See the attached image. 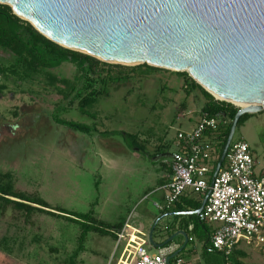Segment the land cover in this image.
Instances as JSON below:
<instances>
[{
  "label": "rangeland",
  "instance_id": "rangeland-1",
  "mask_svg": "<svg viewBox=\"0 0 264 264\" xmlns=\"http://www.w3.org/2000/svg\"><path fill=\"white\" fill-rule=\"evenodd\" d=\"M9 59L10 54L0 49V66ZM54 72L71 78L74 67L63 64ZM129 75L112 85L109 96L99 98L85 115L75 104L63 115L69 121L96 123L99 132L136 135L145 145L133 150L125 146L123 151L126 143L121 135L100 139L99 134L56 125L51 118L60 100L56 93L42 90L38 83L16 86L0 76V85H6L0 93V173L12 175L15 190L38 195L52 208L76 213L94 210L98 220L111 225L128 219L132 226L142 224V232L148 234L159 216L153 202L160 195L147 193V188L155 186L149 154L160 146L167 153L176 152L177 131L193 127L207 97L182 73L162 69ZM187 86L191 87L186 91ZM237 140L249 145L254 173L260 176L264 172V115L251 114L236 128L232 141ZM123 164L138 172L124 173L118 167ZM184 196L198 197L189 190ZM172 219L159 222L154 241L159 239L161 226L170 225ZM78 235L77 226L65 220L43 213L26 216L12 206L0 207V264H107L117 259L121 248H115L112 235L89 234L75 254ZM187 237L192 242L187 239L181 251L185 264H205L200 232ZM175 238L184 239L182 235ZM238 249L246 254L240 260L243 264H264V244L241 242ZM156 252L151 248L150 253Z\"/></svg>",
  "mask_w": 264,
  "mask_h": 264
},
{
  "label": "water",
  "instance_id": "water-1",
  "mask_svg": "<svg viewBox=\"0 0 264 264\" xmlns=\"http://www.w3.org/2000/svg\"><path fill=\"white\" fill-rule=\"evenodd\" d=\"M0 4L65 49L108 64H146L186 73L215 100L248 105L239 108L231 122L211 183L239 120L264 111V0H0ZM209 195L210 190L195 211L158 217L147 236L149 243L161 220L198 215ZM177 235L187 242L180 231L154 247L167 245Z\"/></svg>",
  "mask_w": 264,
  "mask_h": 264
},
{
  "label": "trees",
  "instance_id": "trees-1",
  "mask_svg": "<svg viewBox=\"0 0 264 264\" xmlns=\"http://www.w3.org/2000/svg\"><path fill=\"white\" fill-rule=\"evenodd\" d=\"M0 49L10 54V59L7 63L0 66V76L13 82L16 86H21L23 83H38L42 90H48L60 96V100L55 103L54 110L51 113V118L56 125L87 135L99 134L103 137L121 135L130 150L145 147L136 135L117 131L99 132L96 123L87 125L69 121L63 115L73 109L74 104L76 105V109L85 115L88 113L87 110L95 105L99 98L109 96V89L112 85L127 80L131 72L136 70L155 72L162 69L150 67L146 64L133 67L112 65L101 62L88 55L65 49L46 39L28 22L14 15L8 6L1 4ZM63 64H71L74 67V73L71 78L59 76L54 72V70L60 68ZM114 68L117 69L116 72H113L112 69ZM183 74L186 75L193 86L198 87L207 97L201 106L199 116L202 113H207L210 117L218 119L220 123L218 131L213 134V138L217 141L216 162L214 165L216 166L228 137L231 122L238 108L230 103L215 100L202 87L191 80L186 73ZM5 87V84L0 85V93L3 92ZM190 87L187 86L184 89L187 91L190 90ZM261 114L264 115V111ZM249 117L250 115L243 116L239 120L237 128L249 119ZM164 152H167V150H164L161 146L157 147L153 153L149 154V159ZM142 153L146 155L144 150ZM210 176H212V173ZM204 195H198V197L193 198L183 196L172 208L170 207L171 209L169 208L161 212V214L171 211H195L199 208ZM6 206H12L15 210L24 212L26 216H30L32 213H43L77 226L79 230L77 247L84 243L91 233L99 236L109 234L115 239V232L124 226V221L111 225L98 220L94 216V210H90L87 213H76L59 208H52L38 195L15 190L12 175L8 172L4 174L0 173V207L4 209ZM174 222H177L178 228H181L186 236L195 230L200 232V237H202L204 245L203 258L205 264H243L240 260L245 258L246 254L238 249L240 243L238 242L236 244V248L229 257L217 252L211 245L210 239L212 232H209V225L200 222L197 215L175 216ZM174 222L170 225V230L169 227L167 228L168 233H171L173 228H175ZM155 230L156 228L154 232ZM203 233L206 235L203 236ZM187 239L189 242H192L191 237H187ZM81 246L76 247L75 254L79 252ZM209 257H212V259ZM67 264L72 263L69 261Z\"/></svg>",
  "mask_w": 264,
  "mask_h": 264
},
{
  "label": "built area",
  "instance_id": "built-area-1",
  "mask_svg": "<svg viewBox=\"0 0 264 264\" xmlns=\"http://www.w3.org/2000/svg\"><path fill=\"white\" fill-rule=\"evenodd\" d=\"M218 119L202 113L194 127L177 131V151L170 157V179L161 203H154L163 212L172 207L187 190L191 194L210 195L197 215L200 222L211 226V245L229 257L239 242L264 244V173L256 176L255 160L249 145L232 141L224 162L211 183L209 176L216 162L213 134ZM115 248H121L115 263L108 264H183L172 245L150 253L147 235L125 224L115 232Z\"/></svg>",
  "mask_w": 264,
  "mask_h": 264
},
{
  "label": "crops",
  "instance_id": "crops-1",
  "mask_svg": "<svg viewBox=\"0 0 264 264\" xmlns=\"http://www.w3.org/2000/svg\"><path fill=\"white\" fill-rule=\"evenodd\" d=\"M196 123V122H195ZM195 125V124H194ZM194 125H193V127H194ZM192 127V128H193ZM192 128H190V130L192 129ZM188 131V130H187ZM99 137L98 138H100V139H102L103 137L102 136H100V135H98ZM105 138V137H104ZM103 138V139H104ZM123 144H124V142H123ZM125 146L126 145H123V149H122V151L124 150V148H125ZM128 148V147H127ZM129 149V148H128ZM129 151V150H128ZM171 154V153H170ZM168 159H170V157L168 156V153L167 152H164V153H160L158 156H156V157H154V158H152V160H151V162H152V165H151V168H150V171H151V173H150V175H151V178L155 181L154 183H155V186L152 188V189H148L147 188V190H148V192L147 193H151V194H160L159 195V198H158V201H154L153 202V204L154 203H158V202H162V199H163V196H164V194L166 193V185L168 184V182H169V179H170V161H168ZM103 160L104 161H107L105 158H103ZM110 163V165H114V163H112V162H109ZM119 167V169L121 168L122 170L121 171H123L124 173H131V172H138L137 170V168H133L135 171H132V169H129V167L128 166H126V165H122V166H118ZM264 172H262L261 174H263ZM191 194V193H190ZM194 195H196V194H194ZM198 196V195H197ZM172 208V207H171ZM170 208V209H171ZM167 213H175V212H165L164 214H167ZM164 214H161V212L159 211V216H156V218H158V217H160L161 215H164ZM169 217H171V218H173L172 219V222L171 223H173L174 222V217L175 216H169ZM168 217V218H169ZM167 218V217H166ZM161 222V221H160ZM170 223V222H169ZM171 223H170V225H171ZM175 223V228H173V230L171 231V233H168V227H169V230L171 229V226L170 225H166V224H164V226H161V228H160V230L157 232V236L159 237V239H161L160 241H159V239L157 240V241H154V238L152 239V241H153V243L151 244V247L149 248V251L151 250V248H155V249H157V247H154V245H159V244H162L165 240H167L171 235H173L174 233H176V232H180V231H182V232H184L181 228H178V226H177V222H174ZM125 224H127L129 227H131V228H134V229H137V230H139V231H143V229H144V227H142L143 225L142 224H139L137 227H135V226H132V224L130 223V220H128V219H126V220H124V225ZM159 225V223L157 224V226ZM208 228H209V232H211L212 231V229H211V226L209 225L208 226ZM150 232V231H149ZM145 235H147L148 236V234H147V232H143ZM185 233V232H184ZM205 233H206V231H205ZM205 233H203V236L204 235H206ZM178 236V235H177ZM187 237V236H186ZM184 238V237H183ZM115 240V239H114ZM184 240V239H183ZM183 240H181V239H176V238H174L171 242H169L167 245H172L173 246V248H174V252H173V254L174 253H176V252H178L177 254H175L176 255V257H179V258H181V259H183V257H181V251L183 250V245H185V244H183ZM184 242H185V240H184ZM180 253V254H179ZM120 254V253H119ZM179 254V255H178ZM118 257H119V255H118ZM118 257H117V259H118ZM117 259L113 262V263H115L116 261H117ZM183 264H185V261H184V259H183ZM109 262H107V264H108Z\"/></svg>",
  "mask_w": 264,
  "mask_h": 264
},
{
  "label": "bare ground",
  "instance_id": "bare-ground-1",
  "mask_svg": "<svg viewBox=\"0 0 264 264\" xmlns=\"http://www.w3.org/2000/svg\"><path fill=\"white\" fill-rule=\"evenodd\" d=\"M217 100L220 101L219 98H217ZM233 105H235L236 107H238V109H239V108H245V107H248V105H245V104H239V103H233Z\"/></svg>",
  "mask_w": 264,
  "mask_h": 264
}]
</instances>
